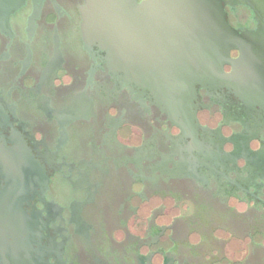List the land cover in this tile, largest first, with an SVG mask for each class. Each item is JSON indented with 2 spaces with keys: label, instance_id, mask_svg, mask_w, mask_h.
<instances>
[{
  "label": "flooded vegetation",
  "instance_id": "1",
  "mask_svg": "<svg viewBox=\"0 0 264 264\" xmlns=\"http://www.w3.org/2000/svg\"><path fill=\"white\" fill-rule=\"evenodd\" d=\"M217 1L227 80L170 114L85 0H0V264H264V0Z\"/></svg>",
  "mask_w": 264,
  "mask_h": 264
},
{
  "label": "water",
  "instance_id": "2",
  "mask_svg": "<svg viewBox=\"0 0 264 264\" xmlns=\"http://www.w3.org/2000/svg\"><path fill=\"white\" fill-rule=\"evenodd\" d=\"M82 18L86 42L164 112L193 114L195 86L227 80L222 64L235 45L217 0H85Z\"/></svg>",
  "mask_w": 264,
  "mask_h": 264
}]
</instances>
